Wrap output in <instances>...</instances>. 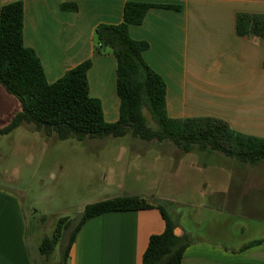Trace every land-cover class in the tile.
Instances as JSON below:
<instances>
[{
  "label": "crops",
  "instance_id": "crops-1",
  "mask_svg": "<svg viewBox=\"0 0 264 264\" xmlns=\"http://www.w3.org/2000/svg\"><path fill=\"white\" fill-rule=\"evenodd\" d=\"M11 1L15 0H0V6ZM20 1L23 44L38 57L47 82L90 59L86 72L89 95L100 101L106 122L116 121L115 59L108 51L92 54V35L100 23H120L124 3L129 0ZM132 1L170 5L150 7L140 24L128 28L131 38L148 44L142 58L164 81L167 116L214 117L235 132L264 138V44L257 37L235 32L236 15H264V0ZM63 4L76 8H63ZM18 109L17 100L0 86V128ZM165 157V169L168 165L169 171L180 177L164 182L168 187L177 185L171 188L173 193H188L180 185L205 187L199 191L209 204H203L200 215H189L191 228L181 223L180 209L172 211L182 203L167 196L165 187L156 198L171 203L172 219L163 204L151 201L153 191L122 189L123 195L142 196L154 206L89 217L75 234L63 264H142L149 237L162 233L165 227L158 206L172 220L174 235L188 242L176 264H264V235L259 228L264 218L262 188L251 192L249 178L226 172L224 166L222 171L202 166L203 178L196 181L187 176L182 157ZM160 166L156 167L157 176ZM151 183L160 184L154 179ZM251 218L257 220L254 227L248 224ZM219 229L225 230L228 241L216 239ZM254 232L259 233L251 235ZM39 254V250L35 252V256ZM0 264H34L23 206L19 197L4 187H0Z\"/></svg>",
  "mask_w": 264,
  "mask_h": 264
},
{
  "label": "trees",
  "instance_id": "trees-1",
  "mask_svg": "<svg viewBox=\"0 0 264 264\" xmlns=\"http://www.w3.org/2000/svg\"><path fill=\"white\" fill-rule=\"evenodd\" d=\"M154 6L170 5L129 0L124 3L120 23H100L93 30L92 54L108 51L115 59L119 117L114 122H106L100 101L88 92L86 72L90 59L67 70L57 80L47 82L38 57L23 44L22 2L15 0L1 5L0 84L17 100L19 109L8 124L0 128V135L26 123L60 140L129 134L147 142L169 141L182 152H215L250 165L264 163V138L235 132L226 122L214 117L173 119L167 116L164 81L142 58L148 44L131 38L128 32L129 25L140 24L146 11ZM62 7L76 8L73 4H63ZM235 32L241 36L257 37L264 44V15L238 13ZM153 206L152 202L137 195L115 196L86 204L70 230L62 262L67 258L79 227L89 217L108 211ZM158 209L165 227L162 233L149 237L142 264H176L188 242L174 235L172 220L163 207L158 206ZM69 225V220L60 219L53 234L41 239L39 253L45 257L51 255L60 241L62 229Z\"/></svg>",
  "mask_w": 264,
  "mask_h": 264
},
{
  "label": "rangeland",
  "instance_id": "rangeland-1",
  "mask_svg": "<svg viewBox=\"0 0 264 264\" xmlns=\"http://www.w3.org/2000/svg\"><path fill=\"white\" fill-rule=\"evenodd\" d=\"M139 150L144 153L141 155ZM165 156L176 160L182 157L183 164L187 167V176L194 177L196 181L203 178L202 166L219 170H224L221 167L224 166L226 172L233 171L237 177L249 178L248 186L251 192L262 188L264 195V163L250 165L215 152H182L169 141L147 142L129 134L119 137L60 140L55 135H46L42 130H35L32 124L26 123L9 133L1 134L0 187L7 188L21 201L27 218L28 244L33 263L63 264L62 254L70 230L80 218L84 206L113 196H122V189L137 193L153 191L155 197L151 201L163 204L172 219L171 203L156 198L159 193L162 194L165 187L167 196L182 203L172 211L176 213L180 209L183 212L182 218L179 215L181 223L191 228L189 215H200L204 210L203 204H209L208 198L199 191L205 187L202 184L187 188V185H180L181 189H187L188 193H173L171 188H177V185H171L169 188L164 182L180 177L173 175V170L169 171L167 164L165 169ZM157 165H161L160 176L156 174ZM188 166L193 168L188 169ZM136 175L139 176L138 179ZM152 179L158 180L160 184L154 186ZM151 186L155 190H150ZM62 218L69 220L70 225L67 229H62L60 241L51 255L35 256V252L38 254L41 239L51 236ZM262 219L259 228L260 233L264 235V218ZM256 221L251 218L248 224L254 227L258 224ZM199 223L203 225V221ZM215 235L217 240L220 238L228 241L224 238L225 230L223 232L219 229Z\"/></svg>",
  "mask_w": 264,
  "mask_h": 264
}]
</instances>
